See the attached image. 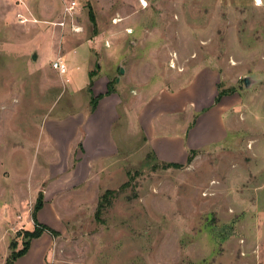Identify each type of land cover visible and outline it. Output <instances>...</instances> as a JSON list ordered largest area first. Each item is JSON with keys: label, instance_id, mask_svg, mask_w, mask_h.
<instances>
[{"label": "rangeland", "instance_id": "1", "mask_svg": "<svg viewBox=\"0 0 264 264\" xmlns=\"http://www.w3.org/2000/svg\"><path fill=\"white\" fill-rule=\"evenodd\" d=\"M146 1L0 0V264L42 225L15 264H264V0ZM110 84L116 146L93 126L84 143ZM158 104L162 132L195 144L183 168L138 115Z\"/></svg>", "mask_w": 264, "mask_h": 264}, {"label": "crops", "instance_id": "2", "mask_svg": "<svg viewBox=\"0 0 264 264\" xmlns=\"http://www.w3.org/2000/svg\"><path fill=\"white\" fill-rule=\"evenodd\" d=\"M205 82H209V78L207 76L205 77ZM178 94H181V93H178ZM115 96H116L115 94H112L110 96H107L101 99L97 109L94 112H90L88 114L82 113L80 124H81L82 129L85 131L86 139L84 140V143L85 141H88V139H90L89 143L92 142L91 141L92 131H90L91 130L90 126H93L94 128H96L95 136H98V135L101 136L103 131L105 133L106 139L105 141L101 142V146L103 145L104 147L105 142L109 147H111L112 144L116 146L114 144V139H112L111 144L107 140V137H109V140L112 138L111 136L112 131L108 128L107 124H109L110 127L111 125L113 126V121L116 120V115H117L116 114L117 102H116ZM179 97L180 99L174 97V99L170 101V103H168L169 108L171 109V110L170 109L168 110L171 113L185 112L186 107L190 105L189 101L191 100V93L186 92V89L182 92V94ZM159 109L161 110L159 104L152 105V107L148 106L146 110H145V107H141V109H139L138 115L140 116L141 119L142 118L144 119L145 117H147L148 114L152 115L151 121L150 119H147V124L149 125L148 128L149 127L151 128L149 130L150 133L147 132V135L149 136L150 142L153 144L154 149L157 152V156L163 160H169L173 162H182L184 159L188 158L187 147L195 146V144L193 142L191 143L190 141L189 142L187 141L186 139L187 129L186 128H184L185 129L184 131L181 130L180 133H174V134L163 133L162 131H164V129H167L168 127L160 123L161 121L158 119L159 116H157L158 115L157 113L160 112ZM99 116L103 117V126L105 127V130L104 129L98 130L97 128ZM156 125L158 128L156 127ZM95 145L98 146L97 143ZM197 146L198 145H196V147ZM98 148L100 147L98 146Z\"/></svg>", "mask_w": 264, "mask_h": 264}, {"label": "trees", "instance_id": "3", "mask_svg": "<svg viewBox=\"0 0 264 264\" xmlns=\"http://www.w3.org/2000/svg\"><path fill=\"white\" fill-rule=\"evenodd\" d=\"M90 17H91V20L93 21V23L95 24V18L92 15H90ZM93 74H94V72H91L90 73V77H92ZM113 92H114V90H113L112 84H110L109 87H108V91H107L106 95H110ZM225 93H227V91H221L217 95L216 100L218 102H220L221 99H222V97L225 95ZM102 97H104V95L103 94H100L97 97L96 96H93L91 98V104H92L91 111H94L97 108L98 102H99V100ZM191 153L195 154V150H193ZM193 154H190L189 155L188 160H187V163H190L192 161ZM163 165L165 167H176V168H183L185 166L183 163H179V162H163ZM114 194H115V191L107 190L102 195L101 200L99 202L98 210H97V216L99 218H100V213H102L104 207H106V205L111 204L112 199L114 197ZM42 202H43V193L40 194V196H39V198L37 200V203H36V210L37 211L40 208H42V206H43V203ZM34 218L36 219V215L34 216ZM48 229L50 230V228H48L47 226H43L42 225L41 228L39 227V229L35 227V229L32 230V231L27 230L24 233L23 247L20 248V249L17 248L18 247V243L16 241H14L13 247L11 249L10 254L6 258L5 264H15V262L17 261V259L19 257H21L22 255H24L28 251L29 246H30L32 240L41 237L43 235V233L46 230H48Z\"/></svg>", "mask_w": 264, "mask_h": 264}, {"label": "built area", "instance_id": "4", "mask_svg": "<svg viewBox=\"0 0 264 264\" xmlns=\"http://www.w3.org/2000/svg\"><path fill=\"white\" fill-rule=\"evenodd\" d=\"M77 2L72 1L71 4L69 6H67L68 11L71 13L72 16V10H75V8L77 7ZM73 17H71L72 19ZM57 25L64 27L66 25V21H60L59 23H57ZM80 28L76 27L73 24V30L78 32ZM59 58L52 61V66L54 69H56L62 76H66L69 73V67L67 65V63L65 62L64 58L62 56H58ZM67 81H69V79H67Z\"/></svg>", "mask_w": 264, "mask_h": 264}, {"label": "water", "instance_id": "5", "mask_svg": "<svg viewBox=\"0 0 264 264\" xmlns=\"http://www.w3.org/2000/svg\"><path fill=\"white\" fill-rule=\"evenodd\" d=\"M36 58H37V54L34 53V55H33V59H36ZM120 72H121V73H124V68H123V67H121ZM119 79H120V78H118L117 81H119ZM251 81H252V80H251L250 78L246 77V78H245V85H246V86H249V85L251 84Z\"/></svg>", "mask_w": 264, "mask_h": 264}, {"label": "bare ground", "instance_id": "6", "mask_svg": "<svg viewBox=\"0 0 264 264\" xmlns=\"http://www.w3.org/2000/svg\"><path fill=\"white\" fill-rule=\"evenodd\" d=\"M142 1H143V3H144L145 5H147V1H146V0H142ZM258 2L261 3L262 0H258Z\"/></svg>", "mask_w": 264, "mask_h": 264}]
</instances>
